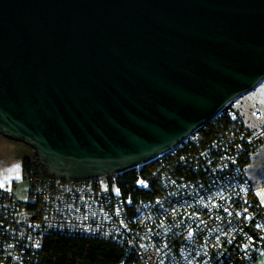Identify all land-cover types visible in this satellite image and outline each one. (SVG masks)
<instances>
[{"label":"water","instance_id":"1","mask_svg":"<svg viewBox=\"0 0 264 264\" xmlns=\"http://www.w3.org/2000/svg\"><path fill=\"white\" fill-rule=\"evenodd\" d=\"M264 81V0H0V134L50 174H122Z\"/></svg>","mask_w":264,"mask_h":264},{"label":"trees","instance_id":"2","mask_svg":"<svg viewBox=\"0 0 264 264\" xmlns=\"http://www.w3.org/2000/svg\"><path fill=\"white\" fill-rule=\"evenodd\" d=\"M234 103L164 156L107 178L115 185L107 186L105 201L126 222L119 238L74 230L59 220V195L43 209L35 194L43 182L60 179L35 152L24 158L28 200L0 188V264H138L137 244L154 230L155 243L165 246L164 256L174 264H190L179 255L184 247L197 255L195 264H204L202 251L211 255L209 264H245L235 254L236 244L243 257L254 260L264 250V205L246 169L264 141L251 139L253 132ZM140 179L148 186H139ZM229 185L235 189L229 191ZM30 223H36L35 232Z\"/></svg>","mask_w":264,"mask_h":264},{"label":"built area","instance_id":"3","mask_svg":"<svg viewBox=\"0 0 264 264\" xmlns=\"http://www.w3.org/2000/svg\"><path fill=\"white\" fill-rule=\"evenodd\" d=\"M252 132L253 134L251 139L253 141H255V139H263L264 130ZM165 154L161 155L160 157L164 156ZM146 164L138 165L134 169H138ZM109 176L111 175L98 176L90 179H67L54 176L56 178H59L60 180L56 181L55 184H48L46 182H43L35 195L37 196V198L42 199L40 205L42 204L43 209H45L47 204H50L51 202L55 201L57 196L59 195L61 197V201L58 202L59 205L56 209L57 211H59V220H64L65 223L71 228H74V230L77 229L86 233L100 234L102 236H113V238H119V235H122L125 232L126 222L122 218L121 211L118 209H112L107 205V202L105 201L107 186H111L112 188H114L115 185V182L110 183L107 180ZM138 185L141 187H147L148 181H146L145 179H140L138 181ZM0 188L10 194L13 192L9 189H5L2 187ZM72 188L73 190L71 191ZM217 188H219V186L214 184L213 191H215ZM234 189V185H229V191H233ZM218 196H220V194L216 195V197ZM87 211L91 213V215H89ZM44 214L47 215L48 210L43 212V216ZM34 217H36V215H34ZM142 217L151 218L152 216L145 215ZM24 219L27 220L26 217H24ZM46 219L48 221L50 220L48 216L46 217ZM29 226L32 228L33 232L36 231V223L35 226L33 225V223H30ZM155 231L156 230L146 234L138 242L136 250L137 256H139L138 264H174L173 262H169L165 258V246L162 245L161 247H159L155 243V238L157 237L155 235ZM169 232L170 229H167L166 233ZM261 235H259L258 238L261 237ZM165 238L166 236L162 235L161 244L166 243V241L163 240ZM134 243L136 246L135 241ZM262 243L264 244V241ZM237 245L238 244H236V246ZM236 246L235 254L237 253V257L241 256L245 264H251L252 258L243 257L242 251H238L236 249ZM262 252H264V250H262ZM179 255H181L190 264H195V261L197 259V255H188L186 253L185 247L179 249ZM198 255L203 257V259L205 260L204 264H209V261L211 260V255L207 254L205 251L200 252Z\"/></svg>","mask_w":264,"mask_h":264},{"label":"rangeland","instance_id":"4","mask_svg":"<svg viewBox=\"0 0 264 264\" xmlns=\"http://www.w3.org/2000/svg\"><path fill=\"white\" fill-rule=\"evenodd\" d=\"M234 102L235 111L239 112V114L242 116V121L245 123L247 119V121L252 123V125H257L256 128L249 129L256 132L264 130V81L258 87L242 95ZM246 123L245 125H247ZM262 140L264 141V137ZM5 143L0 142V149L5 148ZM14 145L15 146L13 147L16 156L15 160L17 161L18 165L20 163V160L22 162L24 158L30 157L34 153V148L25 143L24 141L16 140ZM246 174L248 175L252 184H255V192L258 195L261 203L264 205L263 144H261L259 148L253 153L251 163L246 169ZM14 180L15 182L13 183V185L15 186L12 185L11 188L15 196L22 201L28 200L29 180L23 176V172H21L20 177H17ZM259 256L260 254L258 255V257L252 260L251 264H255V261L257 260V258H259Z\"/></svg>","mask_w":264,"mask_h":264},{"label":"crops","instance_id":"5","mask_svg":"<svg viewBox=\"0 0 264 264\" xmlns=\"http://www.w3.org/2000/svg\"><path fill=\"white\" fill-rule=\"evenodd\" d=\"M247 122V123H246ZM246 124L249 128L254 129L257 125H252L246 119ZM252 125V126H251ZM0 142L5 143V148L0 149V187L12 190V185L15 182V178L20 177L22 172V162L18 165L17 161L15 160V151H14V143L15 141L11 138L4 135H0ZM17 181V180H16ZM255 187V184H253ZM15 186V185H13ZM255 264H264V252L257 258Z\"/></svg>","mask_w":264,"mask_h":264},{"label":"flooded vegetation","instance_id":"6","mask_svg":"<svg viewBox=\"0 0 264 264\" xmlns=\"http://www.w3.org/2000/svg\"><path fill=\"white\" fill-rule=\"evenodd\" d=\"M10 139V138H9ZM13 140V139H12ZM16 142V140H14Z\"/></svg>","mask_w":264,"mask_h":264}]
</instances>
